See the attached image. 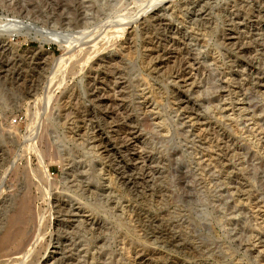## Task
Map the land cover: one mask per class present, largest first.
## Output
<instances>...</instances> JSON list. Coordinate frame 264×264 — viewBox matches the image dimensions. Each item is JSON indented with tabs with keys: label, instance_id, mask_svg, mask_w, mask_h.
<instances>
[{
	"label": "rangeland",
	"instance_id": "1",
	"mask_svg": "<svg viewBox=\"0 0 264 264\" xmlns=\"http://www.w3.org/2000/svg\"><path fill=\"white\" fill-rule=\"evenodd\" d=\"M0 264H264V0H0Z\"/></svg>",
	"mask_w": 264,
	"mask_h": 264
},
{
	"label": "bare ground",
	"instance_id": "2",
	"mask_svg": "<svg viewBox=\"0 0 264 264\" xmlns=\"http://www.w3.org/2000/svg\"><path fill=\"white\" fill-rule=\"evenodd\" d=\"M64 43L65 42L62 41V44H64ZM64 64H65V62H64ZM28 212H29V199L23 198L21 200V204H20L19 209L12 216V219H11V226L14 227V229H16L17 231L16 230H14V231L8 230L5 233V235L2 238L3 248L8 247L13 242V240L15 241V239L17 240L19 238L20 234L22 233L24 222H25V217H27Z\"/></svg>",
	"mask_w": 264,
	"mask_h": 264
},
{
	"label": "built area",
	"instance_id": "3",
	"mask_svg": "<svg viewBox=\"0 0 264 264\" xmlns=\"http://www.w3.org/2000/svg\"><path fill=\"white\" fill-rule=\"evenodd\" d=\"M20 120H22V119H20ZM18 121H19V118H18V117H15V118L13 119V123H18Z\"/></svg>",
	"mask_w": 264,
	"mask_h": 264
}]
</instances>
